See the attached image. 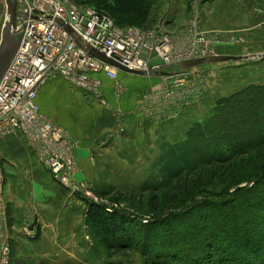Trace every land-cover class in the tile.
Returning <instances> with one entry per match:
<instances>
[{
  "label": "rangeland",
  "instance_id": "obj_1",
  "mask_svg": "<svg viewBox=\"0 0 264 264\" xmlns=\"http://www.w3.org/2000/svg\"><path fill=\"white\" fill-rule=\"evenodd\" d=\"M149 1L151 2V12L147 22L142 24L143 27H145L143 30H155L171 38V53H176L178 49H185L187 51L194 49L199 53H209V55L223 54L245 56L264 53V0ZM100 10L110 14V11L105 7H101ZM4 20L5 18L3 16L0 23V41L2 38V27L5 23ZM140 29L142 30V28ZM174 70L175 69L170 68L169 71ZM55 78L56 77L51 78L47 83L53 79L55 80ZM200 83L202 84L200 86L202 88L201 96L195 100L196 103L194 102L189 107L187 106L185 110L193 109L194 106L200 107L203 105V114L201 113V116H199L188 128L184 129L180 126L181 123L179 122L178 125L173 127L174 130L170 131L172 135L169 131V133H166L156 125L168 124L171 121L174 122L173 120L178 117L181 119V115L184 112L179 113L175 117L161 119L162 121H159L155 118H145L141 112L143 105L139 108L140 112L133 114L131 111L128 112L119 106L112 105L105 99L104 101H96L100 104L97 105L99 107L98 110H102L103 108V110L106 112L108 111L114 119L112 127L107 131L106 139L121 145L118 149L112 150L109 156H106L104 161L101 162L104 169L101 168L99 171V182L89 183L86 181H79L75 178L78 183L86 184L94 197L98 198V201L82 193L73 194L59 182L58 183L74 197L85 202L86 212L87 201L97 202L104 205L108 211H120L127 214L137 226L138 224L140 226L141 224L150 225L151 223L154 225L156 220L170 219L172 214L176 212H185L189 207L195 205V202L209 201L216 203L226 197V186L229 188L228 192L233 193L236 186H230L228 183L232 178V176H230L232 172H236L238 169L237 166H234L235 161H243L246 167H249L248 169L252 168L251 166L254 163H258L260 159L264 157V145L251 150V152L238 155L235 161H232L230 164L227 162H216L204 168L194 170L189 176L185 174L184 178L181 180L176 179L167 183L163 182L160 185L156 184L153 190L140 191L141 186L151 178L154 172L152 163L162 153L164 144L182 143L186 141L189 131L195 124L213 116L214 109L220 98L231 96L251 85L264 86V58L252 57L240 61L208 63L188 71L186 80L188 87L193 90L196 89V86ZM174 85L175 79H169L166 81V85L162 86L160 89L165 91L167 88ZM70 86L74 91L79 89L72 85ZM160 89L153 88L147 93L161 91ZM114 91L119 101L126 93L123 85H121L119 89L115 87ZM86 102L89 104L87 99ZM79 115L80 113L71 110H65L62 113V117L68 119L70 123L73 124H76L78 118H80ZM131 116L138 118L137 124L141 126V129L134 126L135 128L131 129L128 133L129 119H131ZM84 120H86V118L83 119V122ZM52 121L54 122V120ZM152 123L155 125H153L151 129H143L145 126ZM133 132L134 134H132ZM28 146L34 151L29 144ZM0 159V168L3 171V159L1 156ZM5 184L4 176V185ZM246 185V182L241 184V186ZM193 186H196V193L194 196L184 200L181 205L177 204L179 206L173 205V199H179L178 195L182 188L187 187L188 190L190 188L189 191L194 193L195 190ZM250 186H252V184H250ZM180 187L181 190H178V192L177 189ZM229 193H227V195ZM7 206L8 229H10L11 234L9 264H15L8 201ZM234 206L233 210L239 212L242 218L243 214L240 210V205L235 203ZM244 208L246 215L252 216L253 214L252 219L243 216V218L249 219L248 225L246 226L247 230L253 232L248 235L250 238H254L255 242H259L258 246L264 249V208H258V206L249 207V205H244ZM187 220L178 221V223H176L180 231H182L180 233L189 231L188 226H185ZM241 220L237 223L233 220L219 222L221 225L220 227L228 230L231 226L234 228V230H229V233L227 231L226 233L223 232L225 234L224 236L222 235L226 239L222 240L225 247L219 250L226 258L234 259L238 254L243 252V250H240L237 246L242 244L244 238L239 239L238 232L235 230V226L241 225ZM85 223L87 226L88 247H84L80 243L78 244V250L84 248L83 253L87 252L86 264H153L149 256H145L139 248L133 247L119 252L109 251L100 242L96 232L87 223L86 218ZM153 225L151 226L152 228ZM215 225L217 226L218 223ZM215 225L208 227L210 230H213ZM223 228H221V231ZM139 236L140 234L137 236L140 240L142 234L140 237ZM235 237H237L238 240L237 238L234 240ZM179 238L178 236L177 239ZM181 238L180 240H184L187 237L182 236ZM169 240L171 241V245H174L176 241L175 238L171 237ZM215 241H217L216 238ZM0 264H2L1 245ZM166 264L173 263L168 261ZM178 264H182V262Z\"/></svg>",
  "mask_w": 264,
  "mask_h": 264
},
{
  "label": "built area",
  "instance_id": "obj_2",
  "mask_svg": "<svg viewBox=\"0 0 264 264\" xmlns=\"http://www.w3.org/2000/svg\"><path fill=\"white\" fill-rule=\"evenodd\" d=\"M19 11L14 35L20 37V46L0 80V139L18 131L23 133L40 163L57 182L73 194L82 193L98 201L86 184L75 179L78 142L68 129L54 123L42 111L37 97L47 81L61 76L97 101H104L98 74H105L119 89V70L78 46L66 27L92 48L132 70H158L209 53L194 49L171 53V38L161 32L118 27L108 13L73 0H20ZM169 72L172 73L159 75L161 82L165 86L166 81L175 79V85L146 96L141 111L145 118L162 121L175 117L201 96V83L193 90L186 84L188 72ZM7 208L0 168L2 264H9L11 253Z\"/></svg>",
  "mask_w": 264,
  "mask_h": 264
},
{
  "label": "trees",
  "instance_id": "obj_3",
  "mask_svg": "<svg viewBox=\"0 0 264 264\" xmlns=\"http://www.w3.org/2000/svg\"><path fill=\"white\" fill-rule=\"evenodd\" d=\"M73 1L81 5L99 7L98 10L101 7L107 8L118 27L143 29L145 27L142 24L147 22L151 12L149 0ZM263 145L264 86L251 85L231 96L220 98L213 116L195 124L186 141L164 144L162 153L152 163L154 172L151 178L141 186L140 191L153 190L156 184L163 182L181 180L185 174L189 176L194 170L216 162L230 164L238 155ZM234 166L238 169L232 172L228 184L236 186V189L229 193L226 186V197L216 203L195 202V205L185 212L172 214L170 219L156 220L154 225L151 223L137 226L127 214L120 211L111 212L102 204L87 201V223L109 251L139 248L145 256H149L153 264H166L168 261L173 264H264V249L258 246L259 242L249 237L248 234L252 232L246 228L249 219L243 218L253 217V214H245L244 205L264 208V157L250 169L240 160H236ZM243 182L247 185L241 186ZM193 189L194 193L187 187L182 190L181 187L178 188L177 191L181 190L178 191L179 199H173V205L179 206L177 204L181 205L184 200L194 196L196 186H193ZM235 203L240 205L243 219L239 212L233 210ZM184 220H187L185 226H188L189 231L180 233L182 231L176 223ZM228 220L236 223L242 221L240 226H235V230L239 239L244 238L242 244L237 246L243 252L234 259L226 258L219 250L225 247L222 240H226L223 237L226 231L229 233V230H234L232 226L229 230L220 227L219 222ZM212 225L215 227L210 230ZM139 234H142V237L139 236L140 240L137 237ZM182 236L187 238L180 240ZM171 237L176 240L174 245H171L169 240Z\"/></svg>",
  "mask_w": 264,
  "mask_h": 264
},
{
  "label": "crops",
  "instance_id": "obj_4",
  "mask_svg": "<svg viewBox=\"0 0 264 264\" xmlns=\"http://www.w3.org/2000/svg\"><path fill=\"white\" fill-rule=\"evenodd\" d=\"M6 9V0H0V23L3 16L6 21ZM98 76L103 83L105 100L133 114L140 112L139 108L150 89L164 86L160 76H139L119 71L120 84L126 90L119 101L114 91L115 82L103 73ZM64 79L56 77L46 83L39 90L37 102L47 116L57 125L68 129L78 142L76 156L79 168L75 178L97 183L100 181L99 171L104 169L101 162L112 150L121 146L106 139L114 119L103 108L98 110L99 103L93 95L79 89L72 90L70 83ZM202 106L182 111L181 119L178 117L174 122L156 126L166 133L174 130L173 127L179 122L181 127L188 128L203 114ZM65 110L80 113L76 124L62 117ZM84 118L86 120L83 122ZM137 119L133 116L129 119L128 133L134 126L141 129ZM153 125L142 127L149 130ZM0 156L3 159L5 191L11 217L14 263L86 264L87 252L83 253L84 248L78 250L80 243L88 247L85 202L62 187L39 163L23 133L18 131L1 138Z\"/></svg>",
  "mask_w": 264,
  "mask_h": 264
},
{
  "label": "water",
  "instance_id": "obj_5",
  "mask_svg": "<svg viewBox=\"0 0 264 264\" xmlns=\"http://www.w3.org/2000/svg\"><path fill=\"white\" fill-rule=\"evenodd\" d=\"M6 4H7V19L2 29V38L0 41V80L2 79L4 73L6 72L8 66L10 65L11 61L13 60L20 46V37H16L14 35L15 29L17 27L19 12H20L19 11L20 0H6ZM66 28L70 32L73 40L78 44V46L83 48L91 56H94L95 58H98L101 61L111 64L121 72H126L141 76H159L163 74H170L172 72L166 71V69H170V68H177L178 72L186 73L192 70L193 68L208 63L240 61L252 57L264 58V53L245 55V56L218 54V55H208L199 58H193L189 60L175 62L172 64L164 65L158 70H150V71L132 70L116 62L115 60L106 57L99 50H96L91 46H89L88 44H86V42H84V40L71 28L69 27Z\"/></svg>",
  "mask_w": 264,
  "mask_h": 264
}]
</instances>
